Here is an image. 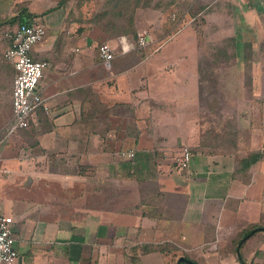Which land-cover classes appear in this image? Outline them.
<instances>
[{
    "label": "crops",
    "instance_id": "obj_1",
    "mask_svg": "<svg viewBox=\"0 0 264 264\" xmlns=\"http://www.w3.org/2000/svg\"><path fill=\"white\" fill-rule=\"evenodd\" d=\"M168 1L166 11L137 12V36L148 39L140 47L137 38L106 39L95 26L66 22L57 0H13L46 26L31 56L48 63L41 89L50 106L18 140L0 145V172L21 178L23 191L0 212L13 219L14 264H176L184 253L201 264H244L239 252L245 264H264V136L254 145L264 131V108H254V100L264 102V59L251 62L245 86L246 78L213 69L200 41L203 29L220 40L263 37L264 0ZM10 12L0 21L21 11ZM186 32L187 43L166 42ZM104 39L115 53L110 69L98 54ZM0 41L3 53L7 42ZM92 93L117 105L102 122L81 119ZM224 95L254 104L227 109L231 133H242L234 143L263 152L240 174L233 173L231 146L215 142L218 110L204 104ZM8 100L11 117L10 91ZM183 145L192 157L179 169L174 157Z\"/></svg>",
    "mask_w": 264,
    "mask_h": 264
},
{
    "label": "built area",
    "instance_id": "obj_2",
    "mask_svg": "<svg viewBox=\"0 0 264 264\" xmlns=\"http://www.w3.org/2000/svg\"><path fill=\"white\" fill-rule=\"evenodd\" d=\"M45 33L46 26L39 18H34L31 23L19 24L15 28L4 31V37L8 42L3 56L13 65L15 74L11 88V117L4 127L0 144L19 130L29 128L39 111L44 114L50 113L48 100L42 95V89L39 87L48 63L35 60L31 56L32 47L44 38ZM118 41L120 52H127L125 37H120ZM147 41V33H140L137 36L138 46H145ZM98 54L104 66L110 69L115 53L107 42L98 45ZM120 154L128 158L134 156L133 151H123ZM191 157L190 147L183 145L174 157V164L177 168L184 169L188 166ZM12 223L11 216L0 215V264H14L18 257L12 235Z\"/></svg>",
    "mask_w": 264,
    "mask_h": 264
},
{
    "label": "trees",
    "instance_id": "obj_3",
    "mask_svg": "<svg viewBox=\"0 0 264 264\" xmlns=\"http://www.w3.org/2000/svg\"><path fill=\"white\" fill-rule=\"evenodd\" d=\"M67 1L68 0H59L58 5L62 6ZM73 1L74 4L69 9V12L66 17V22L84 24L85 27H89V28L95 26L99 28L106 35V39H113L120 35L130 36L133 39L137 38L135 21H136V14L139 9L149 8L159 11H166L173 5V3L169 2L168 0H101L102 2L96 8L94 7L95 3H92L93 6L91 10L90 2H93L94 0H73ZM24 13H26V16L24 15ZM36 17L37 16H35V14L28 12L25 8L16 16L9 17L6 20L5 19L1 20L0 28L5 24H9V26L15 27L14 25L16 23H18L17 25L31 23L32 20ZM2 39L8 42L4 36L2 37ZM102 42H106V40L104 39L101 41V43ZM244 47H245L244 48L245 51L251 50V43L244 42ZM9 69L11 72L9 71ZM14 74H15V70L13 68V65L4 58L3 53H0V87L4 88L6 86V88L11 92L12 79ZM92 95L93 97L91 99L92 101L91 106L84 108L83 115L81 116L82 121L98 123L103 121L101 120V118L104 120L108 119L110 114H112V109L117 105L109 108L104 104H102L100 101H98L94 93H92ZM229 125H230V129L228 133L226 132L225 136L221 134L222 130L215 132L214 134L215 142L218 147L225 146L227 144L231 146L230 151L234 152L233 173L235 174L236 172L240 174L248 171L249 167L263 156V152L246 150L241 145L234 143L233 138L234 140H238V137L242 133H239L237 131L231 133V131L233 130L231 129V126L233 127L235 126L233 125V123ZM3 135L4 133L2 132L0 136V140L2 139ZM223 148L226 149L225 147ZM255 228L257 227H254V229ZM247 233H245L244 236ZM242 237L239 238L238 242L242 239ZM241 247L242 244L240 245V248ZM163 251L165 252L166 250L163 249ZM183 256L186 259L193 261L194 263L201 264L198 261L193 260L191 256L185 253L183 254ZM239 259L240 262L245 264L240 252H239ZM180 264H187V263L181 262Z\"/></svg>",
    "mask_w": 264,
    "mask_h": 264
},
{
    "label": "rangeland",
    "instance_id": "obj_4",
    "mask_svg": "<svg viewBox=\"0 0 264 264\" xmlns=\"http://www.w3.org/2000/svg\"><path fill=\"white\" fill-rule=\"evenodd\" d=\"M57 1H59V0H57ZM101 2H102L101 0H94L93 2H90L91 3L90 9L92 10V6H93L92 3H95L94 7L96 8L97 6L100 5ZM73 4H74L73 0H68L65 4L60 6L64 9L63 11L65 12L66 17H67V14L69 12V9L72 7ZM24 9H25V6H22L21 4L15 5L13 3V0H0V13L6 14V13H8V11L9 12L11 11L10 13L16 14L17 12L22 11ZM146 9H149V8H142L139 10H140V12H142ZM26 10H27V8H26ZM139 10H138V12H139ZM153 10H155V9H153ZM27 11L29 12V10H27ZM170 22L174 23L175 18H171ZM0 23H1V21H0ZM12 28H14V27L9 26V25L8 26L7 25L2 26L0 28V37L2 38L4 36V31H6L7 29H12ZM185 34H187V32L184 33L183 35H180V37L179 36H175V37L172 36L174 38H170L166 42L169 44L187 43L188 40L185 39L187 35H185ZM220 37H221V35H218V34L214 35V34H212V31H208V29L200 30L201 44L202 45L207 44L209 46L207 52L209 53L210 59L214 60L213 64L217 65V66L213 65L212 68L217 69V67H218V72L220 75H223L225 73L227 74L229 71V73L233 72L239 78L244 77L246 79H244V82H242V83H244L245 86L249 85L246 81L248 80V77L250 76L251 71H253L252 70L253 68L251 67V62L252 61L256 62L260 58L264 59V39H263L264 36L263 37H256L254 34H251V36L250 35L247 36L252 40L251 50H249V51L244 50V48H245L244 42H246V41L242 42L241 40H238L241 37L238 38L237 35L234 36L235 38L229 37V38L224 39V40H220L221 39ZM235 39H236V41H235ZM101 41L102 40H100V42H98V45L101 43ZM0 43H2V42L0 41ZM216 44H217V46H216ZM232 63H233V65H231ZM228 64L230 66H228ZM205 65L206 64H204V71L207 73H210V70H211L210 64H208V67H205ZM45 73H46V68L44 69V74ZM42 84H43V80L41 79V82L39 84L40 88L42 87ZM4 88L0 87V136L4 130V127L6 126L7 122L10 119V109H9V102H8L9 101L8 100L9 90L6 88V86ZM4 90H5V92L1 94V91H4ZM207 90L210 91V87H207ZM229 94H230V96L234 95V93H229ZM255 94H257V93L256 92L251 93V95H255ZM225 95H224V98L211 97L209 100L204 99V104L207 101V105L218 110V114H219L218 123L221 124L220 130H222L221 134L223 136H225L226 132L228 133V131L230 129L229 124H231L233 121L232 117H230L231 115L229 113H227V109H235L237 111V109L242 110L246 106L250 107V105H254V104H252L253 103L252 99H248V98L245 99L243 97H236L234 99L226 101ZM236 96H237V94H236ZM254 102H255L254 108H258L259 105L262 106V109L264 108L263 100L260 101L261 104H258L259 100H254ZM15 136L10 137L8 142L18 140V137L17 136L15 137ZM263 136H264V131L259 133L258 137L254 141V145H260L262 143V142L260 143V141L261 140L263 141ZM14 144H17V143H14ZM232 166H234V164ZM2 167L3 166L0 163V169H2ZM17 178H19V177L17 176ZM17 178L15 175L14 176L4 175L0 172V212H1L2 208H3V210L7 209L5 206V203H4L5 200L17 198V196L19 194H21V192H23L20 189H18L19 185L17 183L18 182ZM19 180H21V178H19ZM262 219L264 221V214H263ZM262 223H264V222H262ZM121 232H122V229L119 228V233H121ZM13 236L15 238L14 234H13ZM174 260H175V257L172 258V261H174ZM155 264H159V263H155Z\"/></svg>",
    "mask_w": 264,
    "mask_h": 264
},
{
    "label": "water",
    "instance_id": "obj_5",
    "mask_svg": "<svg viewBox=\"0 0 264 264\" xmlns=\"http://www.w3.org/2000/svg\"><path fill=\"white\" fill-rule=\"evenodd\" d=\"M258 229L264 231V227H261V228H258ZM254 232H255V229L252 230V231H250V232L245 236L244 239L248 238V237H249L251 234H253ZM180 262H187L188 264H197V263H194V262L191 261V260L186 259L185 257H180V258L177 260L176 264H180Z\"/></svg>",
    "mask_w": 264,
    "mask_h": 264
}]
</instances>
